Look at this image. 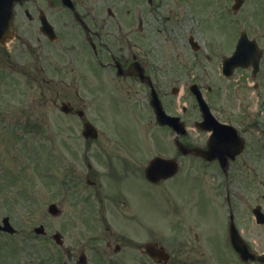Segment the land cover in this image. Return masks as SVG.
<instances>
[{"label": "flooded vegetation", "instance_id": "1", "mask_svg": "<svg viewBox=\"0 0 264 264\" xmlns=\"http://www.w3.org/2000/svg\"><path fill=\"white\" fill-rule=\"evenodd\" d=\"M141 1H138V5H133L131 1L125 6L129 7L123 10L125 7L119 5L101 6L100 0H29L14 8L13 27L10 30V36L14 38L6 40L4 46L0 43V67L26 75L31 82L32 92L37 94L32 105H51L55 108L69 105L70 112L67 115L78 117L83 123L82 128L88 120L93 121L86 107L80 106L88 105L82 93L94 95L97 88L105 89L107 82L113 84L115 91L125 95L122 98L127 105L139 103L150 108L148 111L151 115L148 112L147 121L156 132L151 141L153 155L144 136L133 138L130 135L105 134L100 129L95 137L84 133L77 135L79 144L76 147L66 144L67 151L74 158H69L74 161L69 171L66 167V180L71 182L80 176L94 196L93 199L80 196L81 199L77 200L83 206L84 203L93 205V224L89 221V230L82 236L78 230H66L65 235L62 233L59 240L62 264H223V256L219 251L223 246L234 255L231 264H264L259 261L244 262L234 250L227 234L230 205L236 227L241 220L232 199H223L226 203L216 205L217 215H221L224 220L222 232L216 233L207 217V211H211V207L208 208L210 203H191L182 198H148L155 189L163 190L166 184L178 182L186 160L204 165L215 164L222 169L218 161H207L181 152L180 143L188 148L199 145H205V148L210 133L200 132L206 135L205 144L198 145L191 132L202 121L196 98L191 94L195 101L192 109L197 112V117L189 113L191 109L188 103L180 109L176 99L179 88L172 87L170 95L173 99L168 94L160 70L145 50L149 34L148 13L159 7L158 1L145 0L152 9L144 6V0ZM4 20L1 18L0 23ZM260 47V70L253 78L252 85L256 100L239 102L241 114H237L239 110L228 113L219 110L216 101H212V98L218 99L211 94L212 86L209 85L205 92L197 82L189 85L190 88L192 84H197L215 118L222 124L238 129L239 135L244 138L253 126L260 125V120L264 119V97L260 94L264 88V47ZM206 58L212 57L207 54ZM134 63L143 69L145 76L150 77L166 113L180 117L188 133L180 136L171 127L157 122L150 104L152 88L148 79L128 71ZM119 67L122 74H119ZM72 73L77 75L74 77ZM100 74L104 75V79ZM95 80L97 85L93 90L90 81L94 83ZM12 82L15 83L14 80ZM208 93L210 96L206 95ZM252 105L255 108L251 110ZM244 115L254 119L245 131L237 123ZM163 131L169 134L168 141L165 136L157 137V133ZM161 144L166 149L161 150L164 147ZM169 150L170 153H167ZM79 152L82 153V161L78 154L74 155ZM243 155L226 161L228 177L229 173L241 171L245 164ZM157 157L178 162V172L168 179H161L159 177L165 173L161 168L158 169L160 172L154 174L155 180H151L147 168ZM191 169L192 165L189 171L184 172L190 174V178ZM104 182L111 184L108 185L111 194L104 188ZM150 244H153L155 251H166L167 261L164 258L154 259L149 253ZM250 250L256 254L264 253L254 245H250Z\"/></svg>", "mask_w": 264, "mask_h": 264}, {"label": "rangeland", "instance_id": "2", "mask_svg": "<svg viewBox=\"0 0 264 264\" xmlns=\"http://www.w3.org/2000/svg\"><path fill=\"white\" fill-rule=\"evenodd\" d=\"M131 1L133 5L142 2L100 0L99 4L123 8ZM157 1L159 7L148 13L149 34L145 50L160 70L168 94L172 87L179 88L176 99L180 109L188 103L189 113L196 115L189 85L197 82L205 92L210 85L213 87L211 94L218 97L212 101H216L219 110L225 113L239 110L237 114H241L239 102L256 100V92L249 86L254 83L252 69L236 70L232 77L226 78L222 74L221 59L229 55L243 30L264 47V0H245L237 13L231 9L234 0ZM144 6L152 9L145 0ZM191 38L200 45L198 51L190 45ZM207 54L212 58L207 59ZM72 75L75 77L77 73ZM100 77L104 75L100 74ZM14 84L0 81V221L9 217L18 232L13 235L0 233V264H62L61 250L51 236L57 231L65 235L66 230H78L82 236L89 230V221L92 223L93 205L83 202V206L77 201L84 196L93 199L92 190L85 186L80 176L71 182L66 180V167L69 171L74 161L69 160L74 158L66 144L73 147L79 144L77 135L81 134L83 123L78 117L65 115L51 105H32L37 94L32 92L31 82L23 74L17 75ZM105 84L108 90L96 89L97 81H90V86L96 89L95 94L82 93L88 105L80 106L86 107L88 116L102 133L133 138L144 136L153 155L151 141L156 132L148 125L149 106L127 105L123 93L115 91L111 82ZM260 92L263 98L264 88ZM206 95L210 96L209 93ZM252 107L251 110L255 105ZM245 116L244 123L237 121L243 130L254 120ZM260 121L246 137L243 168L240 172L229 173L228 181L215 164L186 160L178 182L166 184L163 190L155 189L148 198H182L191 203H210L211 211H207V217L212 230L220 233L224 220L217 215L216 205L226 203L223 199L228 190L233 207L238 209L240 232L244 231L246 240L264 251V226H257L252 214L256 205H261L264 211V119ZM191 132L198 145L205 144V134L195 129ZM163 136L169 140L167 132L157 133L158 138ZM161 146H164L161 150L165 148V145ZM77 154L82 161V153L74 155ZM191 165L190 178V174L184 172L189 171ZM108 185L111 186L104 182V188L111 194ZM52 203L63 209V215L50 216L48 207ZM39 225L46 227V236H37L34 232ZM219 251L223 264H230V257L234 258V255L225 246Z\"/></svg>", "mask_w": 264, "mask_h": 264}, {"label": "water", "instance_id": "3", "mask_svg": "<svg viewBox=\"0 0 264 264\" xmlns=\"http://www.w3.org/2000/svg\"><path fill=\"white\" fill-rule=\"evenodd\" d=\"M24 0H0V10L2 12L8 13L9 16L11 17L12 13V8L16 2H23ZM243 0H236V5L233 7L235 11H237L240 6L242 5ZM261 54L258 50V46L255 41H250L247 38L246 33H243L242 39L240 41V45L238 46V52L236 55L229 59H225L224 64V72L228 75H231V71L239 66L242 67H248L250 64H253L255 70L258 69V64L260 61ZM129 72L134 75L141 76L144 78L143 71L136 65L133 64L129 69ZM121 74V71H120ZM150 81V80H149ZM194 93L197 95L201 110L204 114V118H206V122H211L212 121V116L209 112V109L206 105V103L203 101L200 93L196 92L194 90ZM152 100H151V105L153 106L155 113L157 115V120L160 124L162 125H170L173 127L179 134H184V127L183 125L179 122L178 118H173L170 116H167L166 113L163 110V106L161 101L159 100L158 96L155 94V92L152 93ZM62 110L64 112H69V109L67 105H63ZM201 127V125H200ZM207 129V127H205ZM214 128L216 130V133L211 137L210 142H209V150L206 152L201 151L200 149H193V150H188L182 147V151L187 153V152H193L197 155L203 156L204 158L208 160H214V159H219L222 161L223 156H222V150L224 149L222 146H229L230 149H234L231 151L232 152V157H234L236 154H240L243 149H244V143L239 140L237 144H235V140L232 139L231 135H225L223 136V132L225 131H231V128L223 127L216 122L214 123V127H211L210 129ZM84 134L92 135L95 136V129L92 126V124L87 123L84 128ZM222 166L225 168V164L222 161ZM163 169L164 170V175H168L170 173H174L176 166L173 162H167V161H162L159 160L158 166L155 170V172L149 173L150 175L154 176L156 172H160L161 170L158 169ZM157 174V173H156ZM50 212L53 215H57L59 213V210L57 209L56 205H51L50 207ZM256 213L258 214V217L261 218L262 215L256 210ZM4 226L2 227L0 225V230L8 231L10 233H15V230L12 228L9 222V218L4 219L3 221ZM36 233L38 234H44L45 233V228L44 226H40L37 228ZM232 233H233V241L235 243V247L237 248L238 252L241 254L242 257L246 258V254L244 252L243 247H245L243 241L240 239L238 236V233L236 232L235 228H232ZM56 239H60V235L57 234L54 236ZM152 255L155 256L153 252H151ZM163 258V257H162ZM165 258V257H164Z\"/></svg>", "mask_w": 264, "mask_h": 264}]
</instances>
